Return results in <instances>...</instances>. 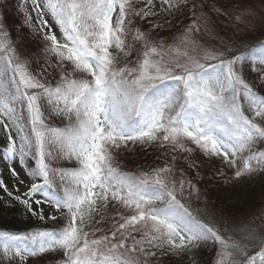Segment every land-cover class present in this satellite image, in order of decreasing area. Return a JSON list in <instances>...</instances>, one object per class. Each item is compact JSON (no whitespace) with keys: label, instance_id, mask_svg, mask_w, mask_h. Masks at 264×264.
Wrapping results in <instances>:
<instances>
[{"label":"snow or ice","instance_id":"snow-or-ice-1","mask_svg":"<svg viewBox=\"0 0 264 264\" xmlns=\"http://www.w3.org/2000/svg\"><path fill=\"white\" fill-rule=\"evenodd\" d=\"M260 3L17 0L18 25L0 14V264L209 251V264H264V211L239 224L212 199L257 177L264 197ZM18 209L51 223L21 229Z\"/></svg>","mask_w":264,"mask_h":264},{"label":"trees","instance_id":"trees-1","mask_svg":"<svg viewBox=\"0 0 264 264\" xmlns=\"http://www.w3.org/2000/svg\"><path fill=\"white\" fill-rule=\"evenodd\" d=\"M16 0H0V7L2 8V14L7 17L8 23L10 25H18L21 21V16L18 14L16 10ZM220 25L222 27L228 26L229 24L225 20L220 21ZM229 27V26H228ZM15 38V33H14ZM29 47H33V45H29ZM63 127V125H57ZM159 153H155L152 150H149V154L145 156L143 153H135L131 157L127 158V162L129 167H137L142 164L151 163L155 161L156 156ZM220 165L219 160L215 162L212 166L213 168L218 167ZM229 174H231L229 172ZM242 186L238 187L235 183L229 185L226 188H223L222 191L218 189L212 190V199L216 200L219 196L220 202L224 204L227 208L232 210V214L234 215L235 220L239 224L241 223L238 219L241 218L243 215L248 216V218L253 213H259L264 211V197L261 196V185L259 177L254 180H242ZM213 186L215 182H212ZM221 187L223 185L221 184ZM5 195L2 190H0V196ZM22 209H18L17 213L14 217V223L17 227L23 229L25 226L29 228H38L42 227L45 223L50 224V221L41 222L34 217H25L22 216L20 213ZM11 216V211L9 212ZM247 218V219H248ZM211 257V252H205L201 254V261H205L209 264ZM38 264H46V262H38Z\"/></svg>","mask_w":264,"mask_h":264},{"label":"rangeland","instance_id":"rangeland-1","mask_svg":"<svg viewBox=\"0 0 264 264\" xmlns=\"http://www.w3.org/2000/svg\"><path fill=\"white\" fill-rule=\"evenodd\" d=\"M16 1H17V0H16ZM253 2L256 4L257 8H260V7H261L260 0H253ZM0 14H2V8H1V7H0ZM21 19H22V17H21ZM228 26H230V25H228ZM228 26H225V28L228 27ZM218 31H219V29H218ZM3 144H4V140H3V131H2V129H0V147H2ZM3 156H4V154H3L2 152H0V158H3ZM219 162H220V161H219ZM0 172H3L4 177H5L6 180L9 179V173H8V170H7L6 167H4V165H3V160H2V159H0ZM242 183H243V182H242V180H241V181L239 182V185H237V186H238V187H241V186H242ZM261 209L264 210V205H263V208H261ZM247 218H248V216L243 215V216H242L241 218H239L238 220H239L241 223H243L244 221L247 220ZM210 258H211V257H210ZM202 264H208V263H205V261H203Z\"/></svg>","mask_w":264,"mask_h":264}]
</instances>
